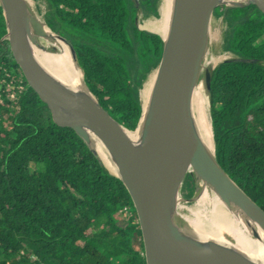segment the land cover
<instances>
[{"label":"trees","instance_id":"16d2710c","mask_svg":"<svg viewBox=\"0 0 264 264\" xmlns=\"http://www.w3.org/2000/svg\"><path fill=\"white\" fill-rule=\"evenodd\" d=\"M46 1V22L73 43L89 89L135 131L138 89L158 68L164 47L137 20L139 13L158 17L159 0ZM224 17L230 30L223 50L236 58L213 71L217 159L264 209V13L249 6ZM6 35L0 6V264H147L127 188L74 130L54 122ZM185 183L191 189L193 177Z\"/></svg>","mask_w":264,"mask_h":264},{"label":"water","instance_id":"95a60500","mask_svg":"<svg viewBox=\"0 0 264 264\" xmlns=\"http://www.w3.org/2000/svg\"><path fill=\"white\" fill-rule=\"evenodd\" d=\"M31 5L29 0H0L7 27L5 40L27 83L48 106L54 122L74 130L102 165L95 140L99 139L107 150L118 174L104 166L123 182L134 203L146 263L263 264L233 245L200 238L180 225L177 217L181 191L191 175L194 183H205L228 207L239 210L249 225L254 223L264 232V209L221 166L216 142L212 150L193 114L194 92L203 73L211 103L213 71L219 64L213 69L205 68V60L216 9L223 7L226 15L230 10L256 6L264 13V0H173L165 37L141 28L137 20L139 29L159 35L164 47L135 131L113 118L89 89L70 40L55 32L68 45L73 62L82 72V88L68 85L39 60L36 48L44 49L41 40L48 37L46 28L53 30ZM137 131L140 137L132 138Z\"/></svg>","mask_w":264,"mask_h":264},{"label":"bare ground","instance_id":"6f19581e","mask_svg":"<svg viewBox=\"0 0 264 264\" xmlns=\"http://www.w3.org/2000/svg\"><path fill=\"white\" fill-rule=\"evenodd\" d=\"M29 1L33 2V0ZM172 5L173 0H163L161 17L159 19L157 18L155 21H150V23H147L142 27L165 37L169 30ZM46 31L48 37L41 40L44 49L39 47L36 48V55L39 60L49 71L61 78L68 85L73 88H82V72L73 62L67 44L60 39L58 40L55 32L51 31L49 28H46ZM212 60L211 61L216 64L221 58ZM55 62L58 64H55ZM208 62L209 61H206L205 63L206 67ZM154 78L155 75L140 93L142 104H144V100L145 104L148 101L153 87ZM208 105L209 101L205 89L202 84H199L194 92L193 114L200 134L208 146L214 150L215 143L212 138L213 129ZM139 136L140 133H138L135 138H138ZM95 141V146L98 149L104 165L111 173L118 174V169L112 162L103 144L99 139H96ZM205 187L207 189L200 192L195 209L188 210L185 205H180V208H184L189 212L191 211L190 215L192 214V217H189V220L194 230L193 228L191 229L188 227L187 224L185 227L202 239L214 240L220 243L233 245L245 255L264 264V232L254 223L249 225L239 210L228 207L210 187L206 184ZM205 196L209 197V200L206 199V202L203 203L201 199ZM254 233H257V236H255Z\"/></svg>","mask_w":264,"mask_h":264},{"label":"rangeland","instance_id":"374dc122","mask_svg":"<svg viewBox=\"0 0 264 264\" xmlns=\"http://www.w3.org/2000/svg\"><path fill=\"white\" fill-rule=\"evenodd\" d=\"M162 3H163V0H159V5H158L159 16L158 17L151 16L149 18H145L142 13H139L138 20H139V25L141 28H144L142 26H144L147 23H150V21H155V20H157V18L159 19L161 17ZM31 4H32L31 5L32 9L37 14V16L40 19L45 21L47 13L50 12L49 4L47 3V1L46 0H33V2H31ZM144 29L149 30L146 28H144ZM229 30H230V25H229L228 21L225 19L224 15L222 14V10H220V7H219L215 11V16L213 19L212 30H211L210 49H209V53H208L206 60H205V63H206V61H209L207 64L208 68L213 69V67L216 66L217 64H220V62L236 58V56L234 54H232L231 52H225L223 50L225 40L227 39V33H229ZM149 31H151V30H149ZM58 40H59V38H58ZM217 58H221V60L216 64L213 63L212 59H217ZM55 64H58V63L55 62ZM207 67L205 65V68H207ZM155 72H156V70L153 71L148 77H146L144 79V81L142 82V85L138 89L139 93H141L142 89L146 86V84L155 75ZM200 84L203 85V87L205 89L206 96H207L208 101H209L208 109H209V114H210V118H211L212 129H213L210 95L208 94V92H206L207 89H206L205 74L204 73L202 74ZM0 89H1V86H0ZM144 105H145V100H144ZM212 138H213L214 143H215V132H214V130L212 132ZM185 184H184L182 191H181V196H182L181 199L182 200L180 201V204H179V210H178V217L177 218H178V222L180 225L186 226V224H187V226L192 229L193 227H192L190 220H189V217H192V214L190 215L191 211L189 212L184 208H180V205L181 204L185 205L188 210L189 209H195L197 206V201H198V197H199L200 192L203 191L204 189H207V188L205 187V183H203L202 181H199L197 184L194 183V186L191 189H189L187 187V185H185ZM191 191L194 192L193 196L187 197L188 193ZM199 199H201V198H199ZM206 199L209 200V197L205 196L201 200L203 201V203H205ZM182 216H183V218H182ZM193 230H194V228H193Z\"/></svg>","mask_w":264,"mask_h":264}]
</instances>
